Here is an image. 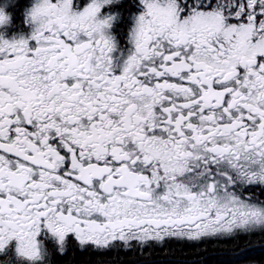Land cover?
<instances>
[{
  "label": "snow or ice",
  "instance_id": "snow-or-ice-1",
  "mask_svg": "<svg viewBox=\"0 0 264 264\" xmlns=\"http://www.w3.org/2000/svg\"><path fill=\"white\" fill-rule=\"evenodd\" d=\"M0 264H264V0H0Z\"/></svg>",
  "mask_w": 264,
  "mask_h": 264
},
{
  "label": "flooded vegetation",
  "instance_id": "flooded-vegetation-1",
  "mask_svg": "<svg viewBox=\"0 0 264 264\" xmlns=\"http://www.w3.org/2000/svg\"><path fill=\"white\" fill-rule=\"evenodd\" d=\"M21 23V18L18 14H14V18H13V25H18Z\"/></svg>",
  "mask_w": 264,
  "mask_h": 264
}]
</instances>
